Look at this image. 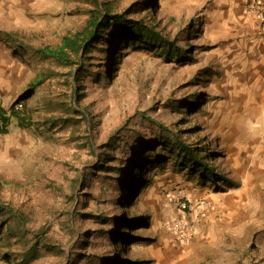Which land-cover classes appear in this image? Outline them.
<instances>
[{
  "label": "rangeland",
  "instance_id": "obj_1",
  "mask_svg": "<svg viewBox=\"0 0 264 264\" xmlns=\"http://www.w3.org/2000/svg\"><path fill=\"white\" fill-rule=\"evenodd\" d=\"M98 2L154 24L171 46L191 47L182 56L141 35H107L73 73L84 67L74 88L69 67L18 44L5 54L0 104L21 99L29 125L13 118L0 133L2 197L22 220L10 221L14 236L0 219V264L23 263L34 246L26 264H264V52L238 45L259 29L242 32L215 0H32L14 30L33 45L57 43ZM175 133L202 146L218 178L171 156L149 165L126 202L130 163L167 154L162 140ZM176 187L210 202L187 244L165 226ZM122 214L150 219L126 225L138 236L131 244L118 243Z\"/></svg>",
  "mask_w": 264,
  "mask_h": 264
},
{
  "label": "trees",
  "instance_id": "obj_2",
  "mask_svg": "<svg viewBox=\"0 0 264 264\" xmlns=\"http://www.w3.org/2000/svg\"><path fill=\"white\" fill-rule=\"evenodd\" d=\"M120 31L125 32L126 35H141L142 39L150 45H155L154 43L156 42L160 44L167 43L169 50H175V55L186 56L188 47H191L189 44L187 48L184 46H171V44L168 43V40L154 24L148 23L144 18L128 17L127 11H114L109 3L102 4L99 2L96 3L94 8L89 9L88 16L81 28L75 31L69 30L64 32L57 43L33 45L30 41L26 40L25 35L22 32L17 30L10 31L8 35L18 45L24 47L25 49H29L36 57L44 61L51 60L58 65L69 67V75H71V78H68V83L71 84L72 88H74L76 84L79 85L81 82L82 70L84 67L76 72L74 79L72 78L73 73L82 61H86L87 54L91 50V47L96 45V43L101 41V39L106 38L107 35L112 37L115 36L116 32ZM124 40L125 37H123L122 41H117L115 44H124ZM135 40L136 38H130V41L134 42ZM50 73L51 72L45 71L44 76L39 77L32 82V87L42 82L46 76H50L52 74ZM19 102H22V100H16L10 108H5L0 104V132H8V126L13 118H15L18 121V124L22 127L29 125V118L24 117L22 108H16V104ZM45 102L48 105L46 106L48 108L55 104V102L51 101V99H46ZM50 109L54 110L52 108ZM74 109L75 108L73 107V110ZM178 129L179 130L177 131H181V128ZM162 142L165 145V149L168 151L167 154H157V156L153 158L149 156V154L145 155L144 153H141L140 156H137L130 163L131 169L128 172L127 180H125L122 187L125 195L123 199L126 202L131 191V187H134L137 179H141L143 173L147 170V168H149V165L152 163H162L164 159L171 156H174L180 163L190 165L192 169H196L198 172L201 171L211 180H216L218 178V172H216L213 167L209 166L206 159L207 154H202V146H200V148L199 146H193L176 133L173 137L166 136ZM219 179L225 178L221 176ZM15 215L16 209L3 200L0 189V219L1 223H3L2 229L8 230L7 233L11 235L14 234V236L17 235V232H14V228L12 224H10V221L14 220V222H17L18 225L22 224V220H20L19 217L18 220ZM20 218L23 219L22 216ZM116 220L124 223L123 230L116 233V236H118V243L124 244H131L133 240H136L138 237L127 233L125 229L128 226L126 225H130L129 227L132 225H148L150 222L148 216L128 217L125 214L117 216ZM36 243H41L43 246L48 247V242L44 239H37ZM35 248L36 247L34 246L28 249L25 253V260L20 264H26L29 259H32L35 256ZM124 261L120 264H125Z\"/></svg>",
  "mask_w": 264,
  "mask_h": 264
},
{
  "label": "crops",
  "instance_id": "obj_3",
  "mask_svg": "<svg viewBox=\"0 0 264 264\" xmlns=\"http://www.w3.org/2000/svg\"><path fill=\"white\" fill-rule=\"evenodd\" d=\"M212 1L214 0H211V2ZM246 1L247 0H215L217 4L223 6L225 11L224 15L226 14V16L238 17L239 29L242 30V32H244L245 29H252L253 31L254 29L257 30L259 26V21L256 17V13L250 11L246 7ZM31 2L32 0H0V66L5 61V54L13 51L18 47L17 43L9 37L8 33L16 29V16H18V12L22 10L25 11L26 6L30 5ZM247 35H249V32ZM238 45L241 50L245 47H250L253 48L256 52L261 51V53H263L264 37L262 35L259 36L257 32L255 34L252 33L251 36L241 34ZM257 62L264 63V59L262 57L258 58ZM6 75L7 76H5V78H2L0 76V84L7 83V81L10 80L9 74L6 73Z\"/></svg>",
  "mask_w": 264,
  "mask_h": 264
},
{
  "label": "built area",
  "instance_id": "obj_4",
  "mask_svg": "<svg viewBox=\"0 0 264 264\" xmlns=\"http://www.w3.org/2000/svg\"><path fill=\"white\" fill-rule=\"evenodd\" d=\"M246 7L256 13L259 21L258 29L264 36V0H247ZM22 102L16 104L21 108ZM166 202L175 209L174 215L165 220L166 228L183 243H189L196 233L195 220L205 215L210 202L204 198H196L182 187H176L167 195Z\"/></svg>",
  "mask_w": 264,
  "mask_h": 264
}]
</instances>
